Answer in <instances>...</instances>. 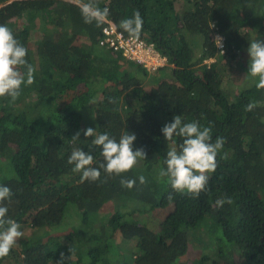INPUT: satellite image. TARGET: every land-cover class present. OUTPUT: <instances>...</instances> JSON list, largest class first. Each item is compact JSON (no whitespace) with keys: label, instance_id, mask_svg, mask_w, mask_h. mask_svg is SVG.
Returning <instances> with one entry per match:
<instances>
[{"label":"trees","instance_id":"obj_1","mask_svg":"<svg viewBox=\"0 0 264 264\" xmlns=\"http://www.w3.org/2000/svg\"><path fill=\"white\" fill-rule=\"evenodd\" d=\"M99 3L110 11L107 21L118 26L139 11L141 36L170 55V71L151 74L100 45L102 25L85 23L72 0H0V24L27 48L35 68L34 83L22 86L15 102L0 97V185L13 193L4 205L22 231L31 228L0 264H57L61 253L63 264H236L232 246L239 264H264V89L253 83L232 95L226 81L237 56L252 40H264V0ZM30 17L40 29L35 39ZM212 20L226 38L224 53ZM210 58L215 60L204 62ZM250 102L258 106L245 111ZM86 111L91 124L85 126ZM175 115L211 127L213 141H225L199 198L173 193L169 200L173 190L159 176L169 148L182 143L180 137L166 141L161 131ZM88 127L117 141L125 131L134 133V150L143 148L147 159L120 176L101 169L100 180L81 181L67 161L74 148L89 151L93 137L81 132L71 141ZM100 151L91 149L94 167L103 162ZM122 178L136 185L122 187ZM226 197L231 204L216 206ZM147 212L159 220L149 214L142 219ZM51 226L70 228L76 249L61 247L56 233L34 237L36 229ZM118 238L135 240L128 260L117 257ZM209 243L217 246V258L207 252L185 256L191 244Z\"/></svg>","mask_w":264,"mask_h":264},{"label":"clouds","instance_id":"obj_2","mask_svg":"<svg viewBox=\"0 0 264 264\" xmlns=\"http://www.w3.org/2000/svg\"><path fill=\"white\" fill-rule=\"evenodd\" d=\"M80 9L81 16L87 24L97 27L103 25L110 11L107 7H100L99 0H72ZM119 28L132 39L138 40L143 28V19L139 11L132 17L122 19ZM221 37H217V47L221 46ZM249 65L246 78L254 82L255 87L264 89V40H252L247 49ZM27 48L15 37L13 31L6 25L0 24V97H10L15 102L21 95L24 85L34 83V66L26 59ZM258 102H250L245 111H253ZM166 141H173L174 137L182 138L178 147H170L166 154V168L159 172L161 178H167V183L173 190L168 199H173V193L189 194L199 198L207 190L211 173L216 171L217 155L224 147V139L212 138L211 127H202L198 121L185 123L181 115H175L173 120L166 123L161 129ZM81 132L85 137H93L89 151L74 148L68 157L67 163L72 165V171L81 174V181H98L101 179V169L108 177L120 176L136 167L141 160L147 159L143 148L134 150V133L125 131L117 141L107 132L96 134V129L88 127L77 131L71 141L75 144L80 140ZM92 148H99L103 162L94 167ZM225 159L227 154H225ZM106 182V179H105ZM121 186L132 189L136 185L135 179L122 178ZM139 183H147L144 175L139 176ZM13 193L6 185H0V259L9 255L13 246L24 236L21 226L14 219L8 217V207L4 205L10 200ZM225 203L231 204L230 197L216 200V206L222 207ZM64 254L57 264H63Z\"/></svg>","mask_w":264,"mask_h":264},{"label":"rangeland","instance_id":"obj_3","mask_svg":"<svg viewBox=\"0 0 264 264\" xmlns=\"http://www.w3.org/2000/svg\"><path fill=\"white\" fill-rule=\"evenodd\" d=\"M31 20H33L34 22L32 27V38L35 39L37 38V36H39L40 34V29L38 27V21L31 18ZM249 60V55H248V52L246 51H242L236 58L235 62H234V70H233V73L232 75H229L227 77V84H228V89L231 90L232 92V95L238 90L240 89V87L242 86H249L251 84H253L254 82H252L251 80L249 79H244L243 80V76L246 75V71H247V68L245 69V65H249L247 62ZM209 61V60H208ZM246 66V67H247ZM170 71V68H168L166 70V72H169ZM153 74V73H152ZM158 73H156L157 75ZM145 84L147 85H150V82L148 81V79L145 80ZM89 112L86 111V117L84 118L83 120V124L86 126L88 125L89 123L91 124L90 122V117H89ZM93 119H94V116H93ZM95 120V119H94ZM96 122V121H95ZM148 212L145 213L144 215H141V218L142 219H145L147 216H148ZM151 215V217L155 220H159V214H149ZM161 219V218H160ZM67 221H64V223H66ZM206 225V224H205ZM37 232L36 234H34V237L35 238H43V239H47V237H49L50 235L56 233V235H58L57 239H58V242L59 244L61 245V247H63L64 249H69V250H72V249H76L77 247V237L76 235L73 233V232H69L70 228H65V229H58V228H55L54 226H51V227H44L42 229H36ZM24 232V235L25 234H29L31 232V228L27 227V228H24L23 230ZM63 235V236H61ZM134 242L135 240L134 239H122V238H118L116 240V243L117 245L114 247V249L117 250V257H121L122 258V261L124 260H128L131 256V250L133 249V246H134ZM212 244L215 245V241L213 239V242H210ZM210 243L205 246V247H196V246H193L192 244L190 245L189 247V250L188 252L186 253V257H195L196 255H201L203 253H208L209 255H211L213 258H217L216 254H217V246L214 247L213 245V248L212 246H209ZM233 249V248H232ZM236 250L234 249V252ZM118 258V259H119ZM224 262V260H221ZM228 264V263H227Z\"/></svg>","mask_w":264,"mask_h":264},{"label":"built area","instance_id":"obj_4","mask_svg":"<svg viewBox=\"0 0 264 264\" xmlns=\"http://www.w3.org/2000/svg\"><path fill=\"white\" fill-rule=\"evenodd\" d=\"M211 26L214 28L216 46L218 43L216 41L217 37L222 38L221 46L217 47V49L219 52L224 53L226 51V38L218 30L216 20L211 21ZM99 43L102 46L122 53L126 58L137 62L151 73L173 66L170 61V55L163 52L154 40L146 39L143 36H140L138 40L132 39L118 25L109 20L101 27ZM213 60L215 59L210 58L204 60V62Z\"/></svg>","mask_w":264,"mask_h":264},{"label":"flooded vegetation","instance_id":"obj_5","mask_svg":"<svg viewBox=\"0 0 264 264\" xmlns=\"http://www.w3.org/2000/svg\"><path fill=\"white\" fill-rule=\"evenodd\" d=\"M163 71H165V69H161V70H159V71H157V72H154L153 74H156V73H161V72H163ZM151 73V72H150ZM152 74V73H151ZM233 248V249H232ZM232 248L230 249V253H231V255L236 259V264H239V261H238V259H239V254H238V252L237 251H235L234 252V249H235V247H233L232 246ZM236 250V249H235ZM225 254L227 255V253L225 252ZM220 264H225V263H223V261H220Z\"/></svg>","mask_w":264,"mask_h":264}]
</instances>
